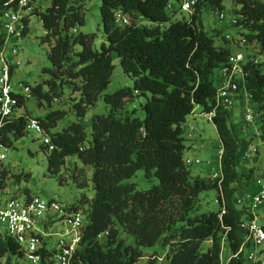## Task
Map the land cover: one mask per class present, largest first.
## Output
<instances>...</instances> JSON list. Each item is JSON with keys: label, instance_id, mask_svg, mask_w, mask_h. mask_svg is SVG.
<instances>
[{"label": "trees", "instance_id": "1", "mask_svg": "<svg viewBox=\"0 0 264 264\" xmlns=\"http://www.w3.org/2000/svg\"><path fill=\"white\" fill-rule=\"evenodd\" d=\"M50 1L45 11L35 13L40 15L46 31L42 42L51 44L49 58L53 67L44 69V73L50 75L47 83L51 90L58 84H66L72 92L80 93L79 101L73 104L80 119L109 86L115 68L114 55L134 78L133 89L104 95L109 111L93 116L91 137L81 120L52 133L64 111L36 117L54 146L47 156L52 174H59L69 156H77L84 165L93 167L94 196L91 201L86 195L80 199L82 206L90 201L85 213L88 224L82 248L71 264H136L141 246L160 241L168 247L166 257L170 264H222L224 244L232 254L227 264H248L243 253L233 257L244 241L240 223L246 215L236 200L238 189L244 179L247 183L253 177L254 170L245 174L238 169L245 162L243 154V161L238 158L244 136L238 133L232 120L233 109L218 108L212 120L223 147L221 179L192 175L184 161L188 148L184 136L187 118L196 106L204 111L214 108L216 80L219 83L215 73H220L234 52L232 41L224 37L223 44L217 45L215 36H210L198 19L205 6L223 10V0H199L188 20H173L180 9L171 10L168 5L176 0H101L106 43L100 48L96 47L95 33L79 31L78 27L85 23L80 0ZM236 2L240 8L235 10L238 16L235 26L263 53L264 0ZM118 10L130 16L129 25L115 23L114 14ZM217 36H221L220 31ZM254 56L257 55L247 52L246 89L252 95V105L262 115L260 120L264 121V61L254 63L251 60ZM134 93L146 96L140 105L143 117L135 109L119 110L126 99H133ZM43 96L51 101L49 94ZM242 97L241 93V106ZM24 103L21 100V105ZM28 117H16L2 129L0 141L6 147L26 134ZM261 132L264 138V124ZM43 147L48 149L47 145ZM138 169H143L147 178H158L159 184L138 190L134 184L123 182ZM76 170L77 167L72 177L84 188L88 179L75 173ZM6 175L5 170L0 188L5 186ZM59 181L62 183L63 179ZM252 184L248 192L255 191L253 179ZM209 190H217L219 210L197 212L200 194ZM221 193L227 209L222 217ZM80 205L72 208L78 209ZM119 228L133 235L138 246L125 245L118 237ZM106 231V240L98 239ZM204 242L211 243L207 250L202 248ZM21 260L17 242L0 231V264H23Z\"/></svg>", "mask_w": 264, "mask_h": 264}, {"label": "rangeland", "instance_id": "2", "mask_svg": "<svg viewBox=\"0 0 264 264\" xmlns=\"http://www.w3.org/2000/svg\"><path fill=\"white\" fill-rule=\"evenodd\" d=\"M80 1L83 3L85 23L78 27L79 31L82 33H95L97 36L95 44L97 48H100L103 42L106 43V37L101 24V0ZM172 3L174 7H178L177 2ZM50 5V0H37L36 2V8L40 12L45 11ZM223 6V10L231 14H235V10L240 8L236 0H223ZM216 11L209 6L203 7L198 16L202 28L210 36H215L217 45L223 44V38L228 33L232 34L235 39L239 38L240 35L237 33L239 28L220 23L216 18ZM189 17L190 14L188 12L179 11L173 20H188ZM219 31L221 32L220 37L217 36ZM45 35L46 31L40 15L35 14L31 17L28 32L18 41L19 57L22 64L14 70L12 81L13 83L23 82L31 88L32 92L25 103L17 109L16 115L45 117L51 111L61 110L65 112V115L51 129L52 133L63 131L71 123L81 120L86 133L91 137V122L93 116L107 114L109 111L104 95L114 94L121 89H133L134 78L130 73L124 71L120 58L114 55L113 63L115 68L109 86L98 98L96 104L90 106L86 115L80 119L73 108V104L79 101L81 97L80 93L72 92V89L66 84L63 86L58 84L55 90H51V87L47 83L50 80V75L44 73V69L52 68L53 65L49 58L51 44L42 42V38ZM230 44L234 46V51H247L245 48L235 46L233 42H230ZM257 49V54L264 56V52H260L259 47ZM215 74L217 78L219 71H216ZM216 84L219 86L217 80ZM44 94H49L51 101L48 102L45 96H43ZM145 101L146 96L134 93L133 99H126L124 106L119 110L131 112L135 109L134 111L137 115L143 117L144 113L140 105ZM202 111L201 106H196L193 111L195 114L192 113L189 115L184 125L185 143L188 147L184 152V159L189 158L193 161L199 159L201 161L199 164L193 162L188 165L192 175H200L201 177H211L214 179L212 173L218 170V149L222 145L215 123L204 116H200ZM241 112V105L239 108L235 106L232 111V120L237 125V131L241 136H244V141H242L238 152V158L240 161H243L242 154L247 149V145L244 142H248L255 147L257 146L258 153L250 159L245 160V162L243 161L238 167L245 174L248 173L249 169L254 170L253 177L248 180L249 182L247 181L246 183V179H244L243 185L238 189V197L241 196V193L248 192L253 187L252 179L254 180V178L259 177L264 172V144L261 143L263 139L261 127L264 121H261L259 117L256 125H247L240 117ZM260 116L262 115L260 114ZM46 136L36 131H29L23 137L14 140L12 146L5 148L7 155L5 160L7 175L4 188H0V201L10 197L24 199L27 195H37L47 200H57L66 206L80 205V199L83 195H86L91 201L94 196L91 182L93 167L84 165L77 156H69L66 158V165L61 169L59 174H52L48 170L47 160L50 151L43 147V140ZM76 167L77 170L75 173H82L88 179V185L84 188H80L78 182L72 177ZM60 178L63 179L62 183L59 181ZM123 182L134 184L138 190H146L159 184V180L155 176L147 178L143 169H138L133 176L124 179ZM217 195V190H209L201 193L197 212L218 211L220 205L216 202ZM90 201L83 206H78V209L82 210L84 214L87 213L90 207ZM261 214H264V211ZM0 231L3 233L4 229L0 227ZM118 237L127 246H138L136 238L122 228H119ZM101 240L105 241L106 237L103 236ZM210 245V242H204L202 244L203 250H207ZM140 249L141 257L136 264H170L166 257L168 247L164 246L161 241L152 246H141ZM231 255L230 248L224 244L221 252L222 264H227ZM21 262L27 264L23 259Z\"/></svg>", "mask_w": 264, "mask_h": 264}, {"label": "built area", "instance_id": "3", "mask_svg": "<svg viewBox=\"0 0 264 264\" xmlns=\"http://www.w3.org/2000/svg\"><path fill=\"white\" fill-rule=\"evenodd\" d=\"M199 0H176L180 11L192 15ZM37 0H0V136L2 129L17 116V109L21 107V100L26 101L31 95V88L19 81L13 83L14 70L22 64L19 57L18 41L23 38L29 29L31 17L36 13ZM171 3L168 9H175ZM217 20L222 24L235 26L238 21L236 14L225 10L215 12ZM115 23L127 26L131 23L130 16L118 10L114 14ZM144 21L143 17H140ZM150 24L149 21H146ZM239 30V29H238ZM76 32V30H74ZM240 36L235 39L230 33L226 39L235 46L245 48L247 51H234L228 59L226 66L221 68L219 86L215 97L214 108L202 111L200 116L212 121L218 108L233 109L239 96L243 95L241 106V119L247 125H256L260 113L252 105V95L246 89L245 64L247 52L256 54L251 58L254 63L264 61V56L257 54L258 45L250 43L249 39L237 32ZM195 114V113H193ZM36 131L47 135L43 144L49 151L54 150L45 128L36 117H28L26 132ZM264 144V138L262 139ZM6 146L0 141V181L4 180L3 172L6 170ZM218 149V170L212 173L214 179L222 177L221 156L223 147ZM258 153V147L249 145L243 153V159L248 160ZM187 165L201 163L199 159L184 160ZM254 192H246L236 200L237 205L246 212L240 223L244 231V241L239 250L233 254L238 258L240 254L248 264H264V172L254 178ZM222 209L220 217L226 214L227 209L221 193ZM218 202V200L216 201ZM263 209V210H262ZM88 221L86 214L80 209H73L57 200H47L37 195H27L24 199L10 197L0 201V227L4 233L14 239L27 264H71L73 257L82 248L83 237ZM104 232L98 236L101 239L107 236Z\"/></svg>", "mask_w": 264, "mask_h": 264}, {"label": "crops", "instance_id": "4", "mask_svg": "<svg viewBox=\"0 0 264 264\" xmlns=\"http://www.w3.org/2000/svg\"><path fill=\"white\" fill-rule=\"evenodd\" d=\"M234 50H235V49H234ZM219 76H220V73H219V75H218V77H217V78H218V80H220V79H221V77H219ZM240 102H241V100H239V101L237 102V104H236V107H237V108H239V107H240V105H241V104H240ZM251 130H252V129H251ZM244 143H246L245 145H247V147L250 145L248 142H244Z\"/></svg>", "mask_w": 264, "mask_h": 264}]
</instances>
